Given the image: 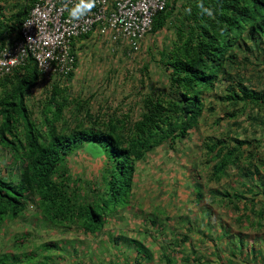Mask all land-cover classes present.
<instances>
[{
	"label": "trees",
	"instance_id": "16d2710c",
	"mask_svg": "<svg viewBox=\"0 0 264 264\" xmlns=\"http://www.w3.org/2000/svg\"><path fill=\"white\" fill-rule=\"evenodd\" d=\"M34 2L0 0V49L20 38L21 25ZM165 2L153 16L151 29L137 51L121 40L112 44L131 56L142 52L148 35L172 31L161 49L147 48L149 60L136 68L140 85L147 88V93L141 87L134 88L140 97L137 118L130 120L129 113L117 116L118 110L92 114L91 99L69 95L74 70L46 80L29 57L0 76V151L4 153L0 169V244L6 239L8 226L28 216L36 223V235L40 225L66 234L81 233L88 239L104 232L109 220H116V215H110L130 205L138 163L144 162L155 147L165 143L173 147L176 138L190 141L189 130H197L205 110L211 114L215 111L209 99L215 98L223 105L225 119L236 120L250 108V125L264 126V88H250L241 74L247 65L264 71V0ZM91 36L89 33L73 41L74 69L75 46ZM151 62L163 76L160 82L151 80ZM40 87H44L42 97L30 104L32 94ZM219 121L216 119L214 124ZM226 138H205L201 148L209 161H215L208 175L209 184H221L224 177L230 176V169L238 177L237 186L209 191L217 198V205L228 208L243 250L241 231L264 228V200L260 199V195L264 197V160L254 149L259 143L256 138ZM71 157L84 163L80 172L70 169ZM201 186L199 182L196 187ZM205 214L210 220L211 209ZM218 220L219 232L215 238L210 236L215 242L230 237L232 230L230 223ZM212 225L207 222V232ZM163 226L155 219L144 221L143 227H136L135 237L122 236L115 244L121 240L136 242L142 248L141 256L136 250L137 264H198L199 258L181 254L191 239V230L167 233ZM140 233L145 234L142 242L150 240V245L137 242ZM29 237L31 231L19 233L11 247L20 251ZM159 237L164 238L161 244L155 243ZM12 248L8 252L0 246V264H65L63 254L57 253L55 259L47 253L60 248L58 241H44L29 252L14 253ZM235 252L230 248L231 257H243V252L240 256ZM255 253L253 249L250 254ZM36 254L39 260L33 259ZM258 257L264 262L263 254ZM226 264L232 262L226 260Z\"/></svg>",
	"mask_w": 264,
	"mask_h": 264
},
{
	"label": "rangeland",
	"instance_id": "374dc122",
	"mask_svg": "<svg viewBox=\"0 0 264 264\" xmlns=\"http://www.w3.org/2000/svg\"><path fill=\"white\" fill-rule=\"evenodd\" d=\"M97 35L98 29L92 34L90 40H84L75 46L77 67L74 69V77L68 84L70 86L69 95L74 99H91L89 109L92 114L98 112L112 113V111L118 110L117 116L129 113L130 120L137 118L138 108L136 104L140 97L137 96V90L134 88L136 86L137 88L141 87L144 93H147V88L146 85L145 87L140 85V76L136 74V68L149 60L146 55L147 48L161 49L171 38L172 31L164 30L155 36L148 35L142 43V52L131 56L124 55L122 48L116 49V46L110 45ZM243 49L246 50L245 47ZM152 54L154 56L155 51ZM247 56L252 58L248 51ZM250 60L258 63L254 59ZM261 68L256 70L253 66L247 65L245 71H242L244 82L250 88H264V71H261ZM150 74L152 81L160 82L163 77L153 65V62H151ZM43 88L40 87L35 90L30 104L42 97ZM219 89H222V86ZM209 100L214 102L215 111L211 114L208 113L207 109L205 110L199 120L197 130L191 131L192 138L187 141L188 143L175 144L172 148L163 145L150 152L145 161L140 164L141 166L136 170L134 187L132 194H130V205L120 207L117 215L116 213L110 215L111 217L116 215L114 221H119L118 225L109 223L104 232L89 239L81 233L75 234L74 231L66 234L61 233L59 230H47L48 228L44 225L39 226V235H36L34 232L36 223L32 217L28 216L8 226L10 229L4 236L6 239L0 244L1 249L10 252L15 236L28 230L31 231L32 237L28 238L25 247L23 246L20 251H15L12 248V252H29L33 250V246L37 247L40 243L51 240L53 242L58 241L60 248L57 251L50 250L47 253H51L52 256L57 253L63 254L67 264H70V262L73 264H115L117 258L123 264H137L136 250L137 253L140 250L139 254L141 256L142 248L136 242L121 240L118 244L114 243L124 235H136V227H143L144 221L149 222L157 217L154 219L158 220L159 224H163L162 219L164 220V232H167L166 230L174 232L176 229L184 231L185 227L191 226V233H188L191 239L181 254L188 255L190 258H199L198 264H226V260H230L232 264H264L262 258L258 257L259 254L264 256V228L257 229L254 227L249 233L241 231L244 238V248L242 250L237 238V227L228 215V208L224 205L211 206L212 216L208 222H211L214 226H210L212 229H209V232H207V226L204 224L207 217L203 214L202 218L201 212L213 203L211 202L212 195L209 189L223 188L226 185L237 186L238 180L236 178L238 177L230 169L228 172L230 176L224 177L221 184L208 183V175L215 161H209V157L207 159L204 155L205 150L201 148L203 140L209 137L256 138L259 143H256L255 146L258 147L254 149L256 154L264 160V126L259 124L250 125V121L247 119L248 112L251 111L250 108L247 109L245 115L236 120L225 119L223 105L215 98ZM81 115V118L85 119L84 115ZM216 119H220L218 124H214ZM71 120L74 119H69V121ZM226 140L228 141L227 138ZM228 144L233 145L230 141H228ZM3 158L4 153L0 151V160ZM82 164L84 163L71 157L70 165L72 167L70 169L73 173L80 172ZM0 169L3 170L2 161ZM199 182L202 185L204 200L202 201V197L201 202L197 203L196 193L199 192V188L196 186ZM260 199L264 200L263 195H260ZM184 215L188 216L187 221H179V218L181 216L183 218ZM218 218L226 224L230 223L232 226V230L229 232L231 239L226 236L223 239L219 238V242H215L214 239L211 240L210 236L215 238L219 232L216 228ZM122 227L123 229L120 230ZM202 227L206 228L202 231L205 234H201L199 231ZM246 231L248 232V229ZM139 237L140 239H137V242L142 243L145 234L140 233ZM163 239L159 237L155 243L161 244L164 241ZM69 240L76 242H69ZM78 240H83V242H78ZM147 242H150V240ZM229 243L236 247L233 248ZM227 245L229 249H227ZM217 246L220 247L219 251H217ZM230 248L236 251L234 254L236 256L237 254L240 256L243 252V257H231ZM253 249L256 252L255 255L250 254ZM38 256L36 254L33 259L39 260ZM59 257L61 255H58ZM54 258L56 259V256ZM58 258L57 262L60 263ZM62 260L61 262H63ZM20 264H27V261ZM182 264L194 263L183 262Z\"/></svg>",
	"mask_w": 264,
	"mask_h": 264
},
{
	"label": "built area",
	"instance_id": "2783aa9c",
	"mask_svg": "<svg viewBox=\"0 0 264 264\" xmlns=\"http://www.w3.org/2000/svg\"><path fill=\"white\" fill-rule=\"evenodd\" d=\"M166 0H35L20 38L0 49V76L31 57L45 79L74 70L75 39L94 33L110 45L121 40L137 51Z\"/></svg>",
	"mask_w": 264,
	"mask_h": 264
},
{
	"label": "clouds",
	"instance_id": "9594fccd",
	"mask_svg": "<svg viewBox=\"0 0 264 264\" xmlns=\"http://www.w3.org/2000/svg\"><path fill=\"white\" fill-rule=\"evenodd\" d=\"M210 14V13H209ZM193 130V129H192ZM192 130H189V137L190 138H192V134H191V131ZM189 139L187 138V139H184V140H182V139H178V138H176V139H174L173 141H174V143L172 144V146H174L175 144H177V145H179L180 143H184V142H187ZM163 145H168L169 146V144H162L161 146H163ZM161 146H158V147H155L152 151H154V150H156L157 148H159V147H161ZM170 148H172V147H170ZM151 151V152H152ZM149 154V153H148ZM148 157V155L146 156V158ZM145 158V159H146ZM0 161H2V160H0ZM145 161V160H144ZM142 162H140V163H138V165L140 166V164H141ZM235 172V171H234ZM262 172H264V168L262 169ZM136 177V176H135ZM134 181H135V178H134ZM133 191V190H132ZM200 193H201V195H200ZM131 194H132V192H131ZM196 197H197V203H199V202H201V199H202V197H203V199H202V201L204 200V196H203V194H202V186L201 187H199V192L198 193H196ZM210 197V196H209ZM212 197V201L211 202H213L208 208H205L204 210H202V218H203V214H205L206 213V211L207 210H209V209H211V206H213V205H216V206H218L217 204L219 203L216 199L217 198H215L214 196H211ZM216 201V202H215ZM188 202V201H187ZM118 212H119V209L117 210V212H116V215L118 214ZM211 213H212V210H211ZM206 215V214H205ZM212 216V215H211ZM206 217H207V220H204V224H205V226H207V222H208V220H209V217L206 215ZM154 218H157V217H154ZM153 218V219H154ZM187 219H188V216H186V215H184V217L182 218V216L179 218V221H181V222H185V221H187ZM112 219H110L109 220V222L111 221ZM155 221H157L158 222V220H155ZM162 221H163V224L165 225V223H164V220L162 219ZM109 222L107 223V225H109ZM119 221H114L113 220V223H118ZM159 223V222H158ZM119 225H120V223H119ZM191 226L189 225L188 227H185L184 228V232L186 233V231L187 230H191V228H190ZM206 228H204V227H202L199 231L200 232H202V231H204ZM105 231V230H104ZM175 232H177L176 230H175ZM191 232V231H190ZM84 236V235H83ZM84 237H86V236H84ZM124 237H126V238H128L129 237V235H124ZM135 237V236H134ZM145 242V241H144ZM143 243V242H142ZM115 244V243H114ZM143 244H146V245H149L150 244V242H147V243H143ZM145 245V246H146ZM147 247V246H146ZM182 255L181 254H178V257H181ZM65 264H67L66 262H65ZM70 264H73L72 262H70Z\"/></svg>",
	"mask_w": 264,
	"mask_h": 264
},
{
	"label": "crops",
	"instance_id": "0c3cea01",
	"mask_svg": "<svg viewBox=\"0 0 264 264\" xmlns=\"http://www.w3.org/2000/svg\"><path fill=\"white\" fill-rule=\"evenodd\" d=\"M141 166V165H140ZM139 168V165L137 166V169ZM109 223H113V220H111ZM135 223V222H134ZM116 225H118V223H115ZM131 224V223H130ZM136 224V223H135ZM138 224V223H137ZM140 224V223H139ZM107 226L108 225H106V227H105V230H106V228H107ZM121 229H123V227L122 228H120V230ZM115 264H123V262L122 261H120L119 260V258H117L116 260H115Z\"/></svg>",
	"mask_w": 264,
	"mask_h": 264
}]
</instances>
